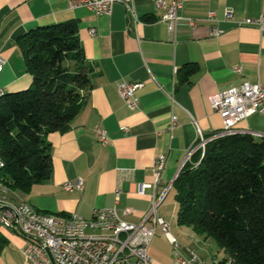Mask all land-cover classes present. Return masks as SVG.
I'll use <instances>...</instances> for the list:
<instances>
[{
	"label": "crops",
	"instance_id": "crops-1",
	"mask_svg": "<svg viewBox=\"0 0 264 264\" xmlns=\"http://www.w3.org/2000/svg\"><path fill=\"white\" fill-rule=\"evenodd\" d=\"M156 1L134 0L140 19L134 25L121 2L115 3L111 15L97 16L84 7L72 9L70 0H0V51L7 61L0 75V91L16 92L31 85L18 41L41 26L75 20L84 55L94 68L93 88L80 112L62 130L48 135L51 178L36 184L30 193L2 185L0 199L57 217L78 214L91 219L96 209L116 206V191L121 187L119 207L133 211L123 218L143 223L155 191L148 188L140 196L138 185L153 182L154 160L166 154L161 185L172 187L158 215L175 224L178 235L190 237L196 244L189 248L195 250L200 243L196 233L190 236L187 230L191 229H182L186 227L177 223L174 182L200 137L223 128L210 97L244 82L264 83V31L237 26L246 18L257 20L264 12V0H183L181 14L198 20V25L190 28L182 22L175 35L159 21L163 10ZM210 11L216 13L217 23L206 21ZM227 11L233 12L232 20L225 18ZM214 27L223 31L220 37L212 35ZM193 68L195 72L186 76ZM121 81L143 83L138 109L130 110L120 97L117 85ZM173 117L176 122L169 131ZM97 125L108 133L105 147L94 135ZM123 127L129 132L124 133ZM238 128L263 138L264 116L254 114ZM79 180L83 181L82 191L64 189L65 183ZM0 229L9 241L0 264H33L22 253L25 238ZM159 235L158 229L154 239ZM153 264L166 263L153 259Z\"/></svg>",
	"mask_w": 264,
	"mask_h": 264
},
{
	"label": "trees",
	"instance_id": "trees-1",
	"mask_svg": "<svg viewBox=\"0 0 264 264\" xmlns=\"http://www.w3.org/2000/svg\"><path fill=\"white\" fill-rule=\"evenodd\" d=\"M18 42L32 82L0 95V184L30 193L51 178L48 135L80 112L94 68L75 20L37 27ZM174 188L178 225L213 240L224 253L220 264H264V137L237 133L208 141L183 166ZM8 243L0 229V256Z\"/></svg>",
	"mask_w": 264,
	"mask_h": 264
},
{
	"label": "built area",
	"instance_id": "built-area-1",
	"mask_svg": "<svg viewBox=\"0 0 264 264\" xmlns=\"http://www.w3.org/2000/svg\"><path fill=\"white\" fill-rule=\"evenodd\" d=\"M117 2L125 5L134 25L140 23L134 0H70L69 3L72 9L84 7L100 16L111 15ZM156 5L163 10L159 21L166 25L171 35L176 34L182 22L187 23L190 28H195L198 25V20L184 17L181 14L184 7L183 0H170L169 2L157 0ZM233 16L232 11L225 13L227 20H232ZM206 21L217 23L216 13L210 11ZM237 26H256L263 32L264 12L257 20L246 18L238 22ZM222 34L223 31L219 28H213L212 35L214 37H220ZM6 63L5 57L0 51V75L3 73ZM142 87L143 83L126 81L118 83V93L130 110L139 108L138 92ZM0 93L4 92L1 90ZM209 103L212 110L222 118L223 128L210 138L201 136L196 147L188 153L182 168L191 161L195 152L203 151L207 142L212 139L237 133L261 137L258 133L239 129L238 124L254 114L264 116V83H241L211 96ZM172 122L169 131L173 130L176 117H173ZM121 130L124 133L129 132L127 127H123ZM93 132L101 146L108 145V133L103 127L97 125ZM166 163L167 155L159 154L153 163V182L138 185L140 196H145L148 188L155 191L143 223H131L123 218L132 215L133 211L130 208L119 207L122 192L120 187L116 191V206L96 209L91 219L78 214L58 217V220L69 222H90V230L63 229L58 227V224L32 227L30 223H24V217L16 216L15 211L9 209L10 201L8 200L0 201V226L13 230L25 238L22 253L26 261L33 264H153L149 249L158 229L173 247L174 264H207V261L203 260L196 250L181 244L178 238L172 234L170 223L158 215V209L172 187V184L163 187L161 185ZM127 174L131 175L132 173ZM63 187L68 192L82 191L83 181L65 183ZM25 209L26 215H28V207ZM231 262L234 260L231 259Z\"/></svg>",
	"mask_w": 264,
	"mask_h": 264
},
{
	"label": "rangeland",
	"instance_id": "rangeland-1",
	"mask_svg": "<svg viewBox=\"0 0 264 264\" xmlns=\"http://www.w3.org/2000/svg\"><path fill=\"white\" fill-rule=\"evenodd\" d=\"M170 224L172 234L178 238L181 244L183 243L187 247L196 244L191 240L190 237L188 238V236L184 234L183 236L178 235L175 232L174 228L176 227V225L174 224L172 226V223ZM187 228L191 229L187 230L190 236H192L193 233L195 234L192 228L186 227L182 229ZM195 237H197L200 242L195 246V250L203 260H206L208 264H219V262L223 260L224 253L219 250L217 244L213 240H204V238L199 236L198 234H195ZM193 239L195 238L193 237ZM150 256L157 262L171 264L172 259L174 261L173 247L169 245L167 239L163 235H159L155 239H153L151 243Z\"/></svg>",
	"mask_w": 264,
	"mask_h": 264
},
{
	"label": "bare ground",
	"instance_id": "bare-ground-1",
	"mask_svg": "<svg viewBox=\"0 0 264 264\" xmlns=\"http://www.w3.org/2000/svg\"><path fill=\"white\" fill-rule=\"evenodd\" d=\"M2 94L3 93H0V95ZM3 168L4 161L0 157V171ZM0 189H2V185L0 186ZM0 201H4V199H0ZM25 207H28V215H26ZM9 209L14 210L16 216L24 217V223H30L32 227H40V225L58 224V227L63 229L90 230V222H69L65 220H58L57 216L38 212L24 203L18 206L9 203Z\"/></svg>",
	"mask_w": 264,
	"mask_h": 264
},
{
	"label": "water",
	"instance_id": "water-1",
	"mask_svg": "<svg viewBox=\"0 0 264 264\" xmlns=\"http://www.w3.org/2000/svg\"><path fill=\"white\" fill-rule=\"evenodd\" d=\"M177 177H178V176H177ZM177 177H176V179H177ZM176 179H175V180H176Z\"/></svg>",
	"mask_w": 264,
	"mask_h": 264
}]
</instances>
